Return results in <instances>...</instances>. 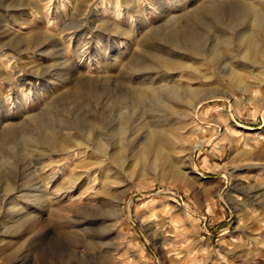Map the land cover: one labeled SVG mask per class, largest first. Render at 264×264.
Instances as JSON below:
<instances>
[{
  "label": "rangeland",
  "instance_id": "rangeland-1",
  "mask_svg": "<svg viewBox=\"0 0 264 264\" xmlns=\"http://www.w3.org/2000/svg\"><path fill=\"white\" fill-rule=\"evenodd\" d=\"M229 3L0 0V264H264V69L230 85L185 51L190 36L210 48L219 31L234 39L244 29H227ZM173 54L213 80L177 73L180 99L199 89L207 101L190 111L193 129L173 131L175 152L142 172L160 98L132 103L159 74L153 62ZM84 125L116 146V163L80 155L74 166V155L48 150L49 137L85 140ZM89 169L83 184L97 179L79 193L74 176ZM41 187L46 197L30 205L26 194Z\"/></svg>",
  "mask_w": 264,
  "mask_h": 264
},
{
  "label": "bare ground",
  "instance_id": "bare-ground-1",
  "mask_svg": "<svg viewBox=\"0 0 264 264\" xmlns=\"http://www.w3.org/2000/svg\"><path fill=\"white\" fill-rule=\"evenodd\" d=\"M228 1H230L229 4H232L229 6H233V8L232 7L231 8L234 9L233 10L234 12L232 15H230L229 18H226V17L223 18V21H226V24H228L227 29L228 28L229 29L237 28L239 26H243L244 29L241 28L242 30L239 31L238 35L234 39L230 38V35L228 36L225 32H223V30L219 31L218 35L216 37H214V39H213V44H210L211 45L210 48L206 45L208 48L207 47L205 48L203 46L204 49H202L203 47L199 48V40H198L197 36H194V35L190 36V41H189V44L186 45L185 51H190V53H191L190 56H192V55L197 56V57L199 56L198 66L209 68V69H205V71L212 72L211 71V69H212V70H214L216 77L225 78V80L227 79L229 81L230 85L231 84L234 85V84H242V80H243L242 75L245 71H250L253 69H256V70L264 69L263 54H262L264 52V48L263 49L257 48V46H260L264 42L263 41L264 40V0H260V2H261L260 4L255 3V6H259V5L261 6L260 9H254V8L247 6V5H246V8H243L242 6L239 7L240 0H228ZM258 12H261L262 15H260V13H258ZM111 13L114 14L115 11L111 12ZM210 14L211 13H208L205 15L213 16L214 11H213L212 15H210ZM102 16H105V14H102ZM252 24H254V25L252 26V28H250ZM220 26H223V25H220ZM75 30H76V28H75ZM237 31H238V29H237ZM233 33H234V31H233ZM101 40L104 41V39H101ZM106 42L108 44L110 43L109 40H106ZM188 48H189V50H188ZM20 52H22V50ZM23 52H24V50H23ZM37 56L42 57L44 59V58H47L48 55H45L43 53H39ZM203 62H206V63L204 64ZM189 66H191V65H188L187 62L181 63L180 60L174 54L168 59L166 58V59L162 60V58H161L157 63L153 62L151 68H152V70L154 68L155 72H158L159 74H157L154 77H150L145 81V85L141 86L142 87L141 93L143 95L142 96L138 95L137 99H135L132 103L133 106H135V105L138 106V105H140V103H145V102L148 103V101H149L148 99L150 97L156 98L159 96L158 98H160L158 101H160L161 106L159 107L160 110L157 111L159 113H158V115L149 117L150 121L148 123L149 124L148 134H147V136H145L144 140L142 141V149H141V152L139 155L140 157L137 158V161L140 163V165L142 167V170H141L142 172L149 170L148 166L152 160L156 161L158 159H161V157L165 154L168 155L170 152H172V153L175 152L174 144L178 143L179 138H177V136L174 135L173 131H176V130H178V131L179 130H189L190 131L191 129H193L192 127H190L191 126L190 111H196L202 103L207 101V99L205 97L201 96V94L199 93L200 92L199 89L194 90V91L189 89L187 91V95L181 96V99L179 97L181 94L180 91L179 90H176V92L174 91V89L176 87H174L173 85L176 82V80H178L180 78V76L177 74L178 72L180 73V72L188 70L189 73H194V74L198 75L200 77L199 81L202 83H206L212 79L211 76L207 77L205 74H203L202 71H199L194 66L193 67H189ZM149 83L150 84L153 83V85L146 86ZM246 90L247 89H244L243 91L246 92ZM168 93H170V94H168ZM117 100H119V99H114V97L112 98V101H117ZM156 100H157V98H156ZM121 103H124V101H121ZM179 106L184 107V109L181 112L178 110H175V108L179 107ZM219 112H220V110L217 111L218 115H219ZM124 119H125V117H124ZM145 124H146V122H145ZM177 125H179V127H177ZM141 127H143V126H141ZM82 130L89 132V136L86 137L85 140H81V141L73 142L72 140H70V141H72L70 144L64 143L65 140L61 139V137H59V138L56 136L55 137H49L50 139H49V143L47 145L48 150L51 152L52 151H59L62 154L68 155V158H70L71 154L74 155V166H76L77 163L79 162V160L76 158L80 155H85L90 160L95 159L96 156H99V158H101L100 159L101 160L100 161L101 167H104V166L106 167L108 158L111 159L112 163L117 162V158H118V157L116 158L117 155L115 153L111 154L109 152V148H112L115 145L110 144L109 146H105L101 140L93 137L92 136L93 134L91 132V126L89 128L88 125H84V128ZM79 132H82V131L79 130ZM204 141L205 140L202 138L201 143ZM198 146H199V144H196L192 148V150H194ZM115 147H114V149H115L114 151L117 150ZM187 152H188L187 156H185L186 160H188L191 156V151H187ZM8 153H10V152H8ZM65 163H68V160ZM86 163L87 162H85V164ZM82 165H84V164H82ZM35 166H36L35 168H38L37 167L38 164ZM44 168L45 167H43V168L40 167V170H44ZM170 168H173V167L170 166ZM109 170H111V169L108 168L107 171L109 172ZM36 171H38V170H36ZM92 172L94 173L95 170L89 169L86 172H83V173H80V174H77L76 176H74V185L80 184V187L77 191L82 190V189L89 190V189L93 188L92 182L97 179L96 173H95L96 175L91 177L92 179H87V181L84 184L81 181L84 179L85 175L91 174ZM118 174L119 173L117 171L115 173V175L118 176ZM175 174L177 176H180V178H182V176H185V173L180 172L179 170L176 171ZM88 177H89V175H88ZM86 178H87V176H86ZM57 179H58L57 177L54 178V180H57ZM80 181H81V183H80ZM102 186H103L102 188H109V184H107L105 182H103ZM74 190L76 191V189H74ZM42 191L43 190L41 187V189L39 188V189L35 190L36 193L33 194V196H32V194H30V192L28 194H26L25 197H26V199H28L27 200L28 203H30V205H32L30 201L35 202L39 198L40 199L45 198L46 196H44ZM79 193H80V191H79ZM79 193L74 195V200L83 197ZM30 195H31V197H30ZM224 195H226V193ZM20 210H24V208H21ZM1 236L2 235H0V237ZM86 246L87 245H85V244L82 245V247H86ZM13 254L14 253H12V254L9 253L8 258L11 259L10 255H13Z\"/></svg>",
  "mask_w": 264,
  "mask_h": 264
}]
</instances>
